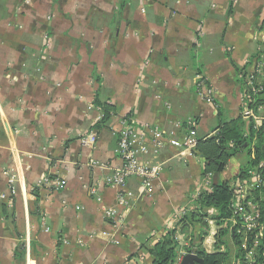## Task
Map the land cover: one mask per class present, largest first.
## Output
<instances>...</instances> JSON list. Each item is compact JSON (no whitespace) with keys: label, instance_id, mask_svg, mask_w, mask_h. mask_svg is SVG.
I'll return each instance as SVG.
<instances>
[{"label":"crops","instance_id":"obj_1","mask_svg":"<svg viewBox=\"0 0 264 264\" xmlns=\"http://www.w3.org/2000/svg\"><path fill=\"white\" fill-rule=\"evenodd\" d=\"M262 55L264 0H0V193L7 198L0 201V264H152V249L181 220L180 209L204 192V162L195 151L177 158L178 150L166 146L150 193L140 196L139 180L128 179L137 199L120 209L115 189L103 184L122 164L117 120L130 115L165 131L178 121L179 140L188 118L196 121L197 139L235 120L245 133L252 126L264 135V94L260 105H247L253 66L245 63ZM197 73L212 104L196 94ZM257 83L264 86V78ZM256 144L254 134L223 172L212 174L213 184L227 182L237 197L242 190L255 209L253 191L264 180L253 185L248 172L264 163L247 169V179L239 173L255 159ZM4 171L15 177L13 195ZM43 177L61 186L41 188ZM115 208L117 228L103 216ZM196 213L203 215L190 216ZM191 214L175 234L178 247L187 242L195 254H213L218 230L229 225L232 264L231 218L218 225L212 208ZM115 228L117 243L110 244L102 234Z\"/></svg>","mask_w":264,"mask_h":264},{"label":"built area","instance_id":"obj_2","mask_svg":"<svg viewBox=\"0 0 264 264\" xmlns=\"http://www.w3.org/2000/svg\"><path fill=\"white\" fill-rule=\"evenodd\" d=\"M200 35V33H199ZM46 47L49 46V40H46L44 44ZM251 62L253 66L252 72L247 76V85L250 88L252 95L257 96L263 89L264 86L257 83L259 77L264 78V55L258 56L253 60H248L245 63ZM149 65V61H145L142 65L143 70ZM196 79V94L200 100L207 104H212V90L207 86L206 78L203 74L197 73ZM159 99V96H156ZM167 108L170 105L165 103ZM243 117H249L250 111L243 107ZM185 125L188 128L186 135L184 134L182 139H175V130H179L181 123L176 121L172 124V129L165 131L158 126L150 125L148 123L140 122L130 115H125L117 120V126L113 129L116 137V149L115 154L122 162L121 166L113 169L110 174H107L103 178V184L106 187L115 189L116 200L118 208L127 209L137 199V196L130 191L127 186V180L130 178L138 179L140 182V188L142 195H148L151 191L153 182L160 177L163 171V162L158 160L161 151L166 147L170 146L178 150L177 158H182L186 153L194 152L197 145V137L193 133V129L196 127V121L193 118H188L185 121ZM214 132L211 136H215ZM94 135L90 134L87 138H92ZM94 167L106 170L107 165L94 163ZM6 182L9 186L10 193L14 194V181L15 177L11 171H4ZM248 175L253 181V185L260 184L259 175L256 171H249ZM39 186L48 190L58 189L61 186V182L57 179H50L49 177H43L40 180ZM213 186L212 174H206V180L204 181V192H210ZM241 190V188H240ZM203 192V193H204ZM201 192L194 197V201L189 207H183L178 213L177 220H181L189 216L194 210H202L198 205V199ZM244 194L241 193L234 197L231 203L234 216L229 220L232 227H237L236 234L238 235V242L240 249L243 251L238 259H234L232 264H257V246L258 241L262 237V229L258 224L259 212L254 208L252 203L247 202L244 199ZM6 196L0 193V201L6 200ZM103 216L113 222V226H116L119 219V209H107L103 211ZM46 220V213L43 212L40 221L44 225ZM180 220V221H181ZM179 221L174 222L171 225L170 231L176 229ZM115 228L113 233H103L102 236H106L110 244H116L117 229ZM119 229V228H118ZM48 231V228H45ZM178 236V235H177ZM174 236L173 239L176 243H179V237ZM89 239H94L97 234L93 233L88 236ZM78 244L84 246V243L79 240ZM195 254L194 251L190 250L187 242H184L181 247L177 248L176 257L171 264H179L181 258L187 254ZM264 256V254L262 255ZM259 264V263H258Z\"/></svg>","mask_w":264,"mask_h":264},{"label":"trees","instance_id":"obj_3","mask_svg":"<svg viewBox=\"0 0 264 264\" xmlns=\"http://www.w3.org/2000/svg\"><path fill=\"white\" fill-rule=\"evenodd\" d=\"M247 85V84H246ZM264 94V89L257 95L253 96L250 88L247 86L246 102L250 108H255L261 104V96ZM253 100V102H252ZM245 125L239 120L231 121L222 124L216 130V135L207 137L204 139H198L195 152L201 157L204 162L205 174H219L223 172L227 161L242 151L244 145L251 143L254 134L256 135L257 144L254 148L255 159L248 163L247 168L239 173L243 179H247V169H253L257 167L260 162L264 163V135L262 131L257 133L253 132L252 126L248 127L247 133H245ZM259 177L264 180V165L256 171ZM261 194V196H260ZM235 197V190L231 188L227 182L214 183L210 192H204L199 196L198 205L200 208L208 209L212 208L216 211L215 221L218 225H222L224 221L234 216L233 209L231 208L232 200ZM253 197L258 206L259 217L258 224L262 229V237L258 241L256 263L264 264V186L259 190L253 191ZM198 214V215H197ZM201 217L203 214L196 213L191 214ZM179 221L177 229H173L168 232L166 237L158 243L151 251L153 256L152 264H170L176 257V250L178 243L173 239L178 228H183L184 220ZM238 228L234 227L233 238L234 244L237 245V251L235 260L238 259L243 251L240 249L238 236L236 234ZM230 235V227H226L218 230L216 234V251L213 254H206L199 252V255L203 259L204 264H230V256L228 252H221L220 246L224 245L222 239Z\"/></svg>","mask_w":264,"mask_h":264},{"label":"water","instance_id":"obj_4","mask_svg":"<svg viewBox=\"0 0 264 264\" xmlns=\"http://www.w3.org/2000/svg\"><path fill=\"white\" fill-rule=\"evenodd\" d=\"M179 264H204V262L198 253L197 254L187 253L181 258Z\"/></svg>","mask_w":264,"mask_h":264},{"label":"rangeland","instance_id":"obj_5","mask_svg":"<svg viewBox=\"0 0 264 264\" xmlns=\"http://www.w3.org/2000/svg\"><path fill=\"white\" fill-rule=\"evenodd\" d=\"M186 232V231H185ZM185 234V233H184ZM181 237H183V236H181ZM182 239H184V238H182ZM222 241H223V244L224 245H222V247L225 249V251L226 252H228V253H232V252H234V251H232L233 250V248H232V242H231V238L229 237V235H227V236H225L223 239H222Z\"/></svg>","mask_w":264,"mask_h":264}]
</instances>
